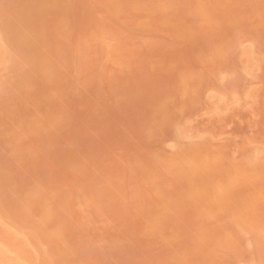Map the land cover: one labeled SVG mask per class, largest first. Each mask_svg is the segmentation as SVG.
Wrapping results in <instances>:
<instances>
[{"label":"rangeland","instance_id":"obj_1","mask_svg":"<svg viewBox=\"0 0 264 264\" xmlns=\"http://www.w3.org/2000/svg\"><path fill=\"white\" fill-rule=\"evenodd\" d=\"M0 264H264V0H0Z\"/></svg>","mask_w":264,"mask_h":264}]
</instances>
